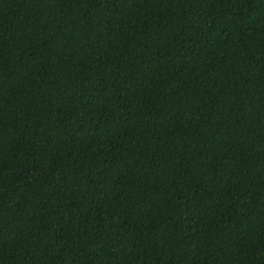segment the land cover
Listing matches in <instances>:
<instances>
[{
    "label": "trees",
    "instance_id": "obj_1",
    "mask_svg": "<svg viewBox=\"0 0 264 264\" xmlns=\"http://www.w3.org/2000/svg\"><path fill=\"white\" fill-rule=\"evenodd\" d=\"M0 264H264V0H0Z\"/></svg>",
    "mask_w": 264,
    "mask_h": 264
}]
</instances>
